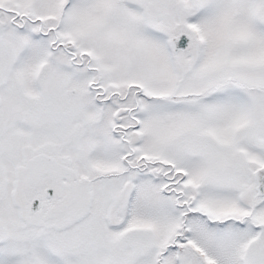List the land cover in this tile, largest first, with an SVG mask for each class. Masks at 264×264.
Here are the masks:
<instances>
[{
    "label": "snow or ice",
    "instance_id": "snow-or-ice-1",
    "mask_svg": "<svg viewBox=\"0 0 264 264\" xmlns=\"http://www.w3.org/2000/svg\"><path fill=\"white\" fill-rule=\"evenodd\" d=\"M0 264H264V0H0Z\"/></svg>",
    "mask_w": 264,
    "mask_h": 264
}]
</instances>
